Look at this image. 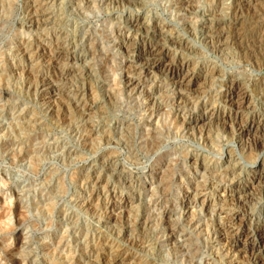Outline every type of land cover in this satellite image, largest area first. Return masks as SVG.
Listing matches in <instances>:
<instances>
[{
	"label": "rangeland",
	"instance_id": "374dc122",
	"mask_svg": "<svg viewBox=\"0 0 264 264\" xmlns=\"http://www.w3.org/2000/svg\"><path fill=\"white\" fill-rule=\"evenodd\" d=\"M135 2L0 0V264H107L114 256L121 264H229L210 230L214 211L238 209L219 204L217 192L264 159V0H192L187 17L171 0ZM30 10L48 24L30 27ZM127 18L163 27L159 43L170 60L189 62L192 94L159 72L136 70L129 77L137 90L126 86L131 59L118 40ZM42 79L58 91L52 111L35 90ZM243 92L262 116L263 143L252 153L220 122L232 112L224 98ZM252 190L239 210L256 221L264 199ZM110 205L121 216L115 231L95 230ZM244 238L235 248L248 252Z\"/></svg>",
	"mask_w": 264,
	"mask_h": 264
},
{
	"label": "bare ground",
	"instance_id": "6f19581e",
	"mask_svg": "<svg viewBox=\"0 0 264 264\" xmlns=\"http://www.w3.org/2000/svg\"><path fill=\"white\" fill-rule=\"evenodd\" d=\"M191 1L192 0H171L172 5L175 7V9L178 12H185L184 14H186V17L189 14L192 15V12L190 11L191 10ZM109 2L110 3H116V4H122V5H129V6L136 4L135 0H111V1L109 0ZM30 11H32V10H30ZM44 15L45 14L39 15L36 11H32L26 17L27 23L29 24L30 27H33V28L34 27L35 28L41 27L43 25H47L48 19H46L44 17ZM126 23H127V27H128L127 31L125 32L124 36H122L118 40L119 46H120L119 49H121L123 51V53L127 57H129V59H131L129 65H127V68L124 71L125 72L124 76H125L126 86L133 88V90L135 89V87L137 88L139 86V82L133 81L129 77V75L132 74V72H134L136 70L143 71L144 74L159 72V73L163 74L164 76H167V77L169 76L170 79H176L175 85H177L178 88L179 87L184 88V90H186L189 94H192L193 90L192 89L189 90L185 87L194 79L192 74L189 73L190 71L188 70L189 62L188 61L187 62H180L179 60H175V62H174V60H170L169 59V53L159 43V41L162 39L161 37L163 35H165V30H163V27L160 28L156 24H154L152 27H149L148 24H146L145 20L139 19V18H127ZM33 28H31V29H33ZM139 32L140 33L142 32V34H139ZM167 37L169 40L172 39L171 35H169ZM167 37H166V39H167ZM174 42H176V41H174ZM177 42H178V44L182 43L179 45H183V42H180V41H177ZM183 48H185V47H183ZM20 51H22V55L27 54L26 49H22ZM55 55L56 56H55L54 60L56 61V59L59 58V56H60L59 51ZM69 60L70 61L74 60V57L69 58ZM62 72L64 74H67L68 70L63 69ZM62 72H60V74H62ZM177 73H181V75H182L180 80H178V78L176 76ZM150 75H152V74H150ZM35 90L39 93L40 97H42L43 100L46 101L48 109L52 111L54 109V106H53L54 97L56 96L55 95L56 92H58L57 88L53 84H51L49 81H47L46 79H42L40 82H38L35 85ZM135 90H137V89H135ZM183 97L184 96L182 93L181 94L179 93V95L177 96V98L179 100V104L177 105V107H179V108H180V101ZM224 99H225L226 105L229 106V108L231 109L230 111H232V112L231 113L229 112L228 114L227 113L222 114V116L220 115L221 116L220 122L222 123L223 126H225L224 128H227V130L229 129L230 132H233L235 140H237L241 144L240 146L242 147V150H244L245 152H249V153L257 152L261 147V143H263V142H261V136H260V133L262 131V125H261V122H262L261 117L262 116H258L259 113L257 114V112L253 111L251 104H250V101H249V96L245 92H243L239 95L238 94H234V95L229 94ZM152 103H154V99H150L148 102H146L147 105L152 104ZM83 112L86 114H89L90 109L85 108V109H83ZM147 114H149V113H147ZM245 115H248L247 120L243 119V117ZM181 119L183 122H185L186 126H188L190 124V122L188 123V121H186V118L181 117ZM201 121L202 120H200V119H197V120L195 119L192 121V123H193L192 125L197 126L198 124L201 123ZM193 129H195V127ZM187 131H188V129H187ZM151 135H153V133ZM250 135H252L251 138H250ZM148 136H149V134H148ZM146 142H147L146 146H147L149 151H151L156 145L155 139L146 140ZM123 143L128 145V142L124 141ZM250 156L253 157L252 154H249V157ZM226 157H227V162H230L232 160V155L229 154V152H227ZM257 161H258V157L256 159H254V163L256 165L255 168L253 170H251L250 172L248 171L247 174L249 176H247L246 179L245 178H240V179L237 178L234 180L230 179V183H228V186L223 188L222 190H220L219 193L217 192V202L219 204L220 203L221 204L227 203V204H230V206H231L232 203H234V205L237 206L236 208H238V209H230L229 211L228 210L226 211L227 208L224 209L222 206V208H219L216 211H214L213 212V216H214L213 222L214 223L212 222L213 225H212V228L210 230L211 235L214 236L213 237L214 240H216L220 244L222 249L226 251V253L225 252L224 253L230 259L229 264H264V260H263V257H264V207L262 208V215L259 216L258 220H256V221H254L252 219L253 217L251 214L249 217L247 214H242V212H244V211L239 210L240 207H245L247 204L251 203V201L255 198V195H254V198L252 196L254 193L251 195H248V192L250 190L253 191L252 189L256 188V186L258 188L257 191H258V193H260L261 198L264 199V159H261L258 162ZM103 162H108V161L105 160ZM117 174H119V172H117ZM125 180H127L128 183H130V180H128L127 178H125ZM257 191H256V193H257ZM184 193L185 194L183 195V197H180L183 200V202L181 204V207L183 209L182 210L183 211L182 216H183L184 220L187 222V225H189L191 227L193 224H195L194 214L192 211L191 202H189L190 200L188 199L189 198V192L187 190H184ZM195 193H196V191H195ZM258 193H257V195H258ZM200 195H203V193ZM200 195H198V196H200ZM126 203L127 202H122L119 199L118 205H120V207L122 209V207H126ZM201 205H202V208L205 209L207 204L205 202H203ZM114 206L110 205L108 208H106V210H107L106 215H105V217L100 218V220H98V222L95 225V230L99 231L101 228H104L107 225H112V227H111L112 229L115 228L117 220L119 218H121V216L118 214H114ZM104 212H105V210H104ZM123 216H124V214H123ZM195 216H196V214H195ZM162 218H163V224L165 225V227H167V237H168L167 241L169 243H171L173 241V238H174L173 230L170 229L171 222H170L168 217H162ZM123 219H124V217H123ZM248 219H250V222L248 224L249 227H246L245 221ZM142 226H143V224H142ZM128 230H129V228H128ZM114 231H115V229H114ZM120 234L122 237L124 234L126 235L127 232H126V230H123L120 232ZM240 234H243L245 237L244 240L247 241V242L246 241L245 242L247 243L246 246L249 248L248 252L237 250V248H235L236 242L238 240V236ZM124 249H126V248H124ZM119 252H121V251H119ZM121 260H122L121 257L114 256V257H112V259L107 264H121L122 263Z\"/></svg>",
	"mask_w": 264,
	"mask_h": 264
}]
</instances>
